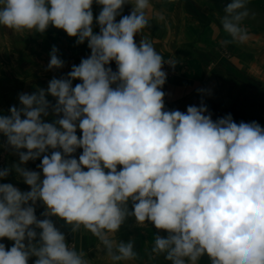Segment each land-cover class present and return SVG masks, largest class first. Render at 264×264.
Segmentation results:
<instances>
[{"label":"clouds","instance_id":"clouds-1","mask_svg":"<svg viewBox=\"0 0 264 264\" xmlns=\"http://www.w3.org/2000/svg\"><path fill=\"white\" fill-rule=\"evenodd\" d=\"M248 3L224 7L222 46L248 41ZM151 8L150 0H0L3 28L42 35L51 26L90 49L66 76L18 94L19 105L0 114V149L17 157L0 167V181L14 175L30 189L0 182V240L12 242L0 243V264H91L53 218L72 237L94 236L110 264L140 259L134 239H117L129 220L155 229L143 264L161 256L264 264V127L231 114L213 121L203 101L166 110L164 65L179 61L135 39L151 27ZM49 55L46 70L64 68L56 46Z\"/></svg>","mask_w":264,"mask_h":264},{"label":"rangeland","instance_id":"rangeland-1","mask_svg":"<svg viewBox=\"0 0 264 264\" xmlns=\"http://www.w3.org/2000/svg\"><path fill=\"white\" fill-rule=\"evenodd\" d=\"M193 2L195 15L199 16L198 22L194 19V24L191 26L177 25L171 22L169 25L157 26L158 32L171 33L172 35L178 32L180 34H188V31L194 32L195 38L193 41L185 39L175 41L168 38H161V40L156 41L149 40L153 43L156 50L165 59L173 57L177 59L179 63L175 68L178 71V75L192 78L195 82L200 83L204 79L207 68L218 69L220 66L226 70L238 71L241 76L246 75L242 69L245 68L254 76L252 81L264 86V83L259 79L263 77L264 80V0H249V16L243 22V26L248 30V41L243 44L230 43L227 46H222L220 43L222 40L230 39L223 31L220 19L223 16L224 7L230 0H193ZM172 8L168 7V9L162 10L164 14L166 13L165 16H167L168 20H172L171 18L176 20L177 14L184 12V10H173ZM130 10L124 8L123 14H129ZM99 11L100 7L94 4V15H98ZM196 16L195 18H197ZM117 20H119V17ZM151 28H153L152 25L145 31ZM94 30L98 32V26L94 27ZM75 41L76 38L69 37L63 30H58L51 26L42 35L38 33L33 35L28 32L14 33L0 26V114H7L10 106L19 105L18 94L22 92L32 93L37 88H47L49 80L53 77L66 76L72 65H78L82 58L88 57L90 49L87 47V42L82 45H76ZM136 41L139 43L140 40L136 39ZM53 46L58 49V55L65 62V66L62 69L46 70L50 60L49 54ZM249 57H256L258 59L257 64L250 63V61L245 64L243 59H249ZM110 67H112L113 71L116 70L114 62ZM163 70L167 75H173V69L167 64L164 65ZM234 74L238 76L237 73ZM77 81H73V83ZM238 90L232 87L227 89V93L231 97H236ZM185 95L189 96L185 93L178 94V96ZM256 97L263 100L264 88L259 92L257 91ZM47 98L55 103L53 97L48 96ZM197 103L198 105L194 106L199 107L201 101L197 100ZM231 107L226 106L227 109ZM235 107L237 108V117L245 113L247 114V119H251L250 122L256 121L264 127V103L256 106L255 110L257 113L252 111L254 107L250 104L244 103ZM247 119L244 122L248 123ZM52 120L53 117L51 115L45 118V122H52ZM0 142H2V138H0ZM16 160L17 157L0 149V167L7 166ZM39 163V160L29 161L27 166H29L30 170H39L37 168ZM0 182L12 183L22 191L30 190L27 185L18 182L14 175ZM40 210L41 207L37 206L36 215L38 218H41ZM145 232L146 240L144 246L141 248L136 247V250L140 253V259L135 264H143V261L147 260L145 249H150L153 241L154 229L146 227ZM92 237L94 236L90 234L85 235L84 242L81 241L79 247L74 240H69V242H74L77 250L83 248L87 253L86 259H89L91 264H110L105 259L102 248L98 247L99 241L96 240L89 243ZM0 243H4L8 248L12 246V242L7 239L0 240ZM34 260V257L31 258L29 264H34ZM121 264H124V262H121ZM155 264H170V262L164 261L163 256H161L157 258Z\"/></svg>","mask_w":264,"mask_h":264},{"label":"crops","instance_id":"crops-1","mask_svg":"<svg viewBox=\"0 0 264 264\" xmlns=\"http://www.w3.org/2000/svg\"><path fill=\"white\" fill-rule=\"evenodd\" d=\"M152 8L149 10V19L153 28L150 30H144L140 35H137L135 39H147V40H161V38H168L170 40H191L193 41L194 32L188 31V34H180V32L175 33L172 35L171 33H162L157 31V26L160 25H169L170 22L177 25H186L191 26L194 24V19L198 22L199 16L195 15L194 12V2L193 0H150ZM168 7L172 8L173 10H180L184 12L177 14L176 20H168L167 16L162 12L163 9H168ZM125 8L131 9V5H126ZM162 12V13H161ZM186 13V14H185ZM162 15L164 17L163 21H157V17ZM195 16L197 18H195ZM176 17V15H175ZM174 17V18H175ZM198 19V20H197ZM202 20V19H201ZM198 25V23H196ZM193 28V26H192ZM192 31V29H191ZM182 35V36H180ZM256 63L258 59L256 57H249V59H243V62L248 63ZM219 66V65H218ZM220 67V66H219ZM207 68L205 70V77L202 79L200 83L195 82L192 78L182 77L178 75V71L175 69L172 70L173 75H167L166 83L162 88V91L165 92V108L166 110H180L182 112H186L188 106L198 105L197 100L203 101L204 105L207 106L209 113H211L213 121L223 118L224 116L231 114L233 120L236 123H240L241 121H246L247 114L241 113L239 117H237V108L236 105H242L244 103L250 104L252 107V111L257 113L256 106L264 103L263 100L256 97L257 91L259 92L264 88L263 85H259L258 83L252 81L254 76L252 73H249L248 70L242 68L245 76H241L238 71H230L226 70L225 68ZM241 71V70H240ZM247 72V73H246ZM234 73H237L235 75ZM237 76V77H236ZM247 76V77H246ZM256 78V76H255ZM264 83L263 77L259 78ZM80 83V81L74 82L75 84ZM238 85V86H237ZM237 88L240 90L237 91L236 97H231L227 93V89L230 88ZM203 91H197V90ZM188 94L189 96H178V94ZM200 94V95H199ZM51 101V100H49ZM245 101V102H244ZM52 102V101H51ZM53 103V102H52ZM232 106L230 109H227L226 106ZM248 123L251 119H247ZM77 135H80V132H77ZM82 150H78L76 156L78 158L79 154ZM29 167V166H27ZM40 212L44 209L42 206ZM42 218V217H41ZM56 226L62 231L65 232L68 240H74L75 243H79L82 241L84 242V236L90 233H84L81 235L80 233L75 234L74 237L68 235L67 228L63 225L62 221H55ZM147 227L153 228L151 225ZM145 228H141L135 225L133 220H129L117 233V239L119 240H129L134 239L136 244L135 247L141 248L144 246V242L146 240V232ZM154 229V228H153ZM155 232V229H154ZM91 235V234H90ZM92 237L89 243L95 242L97 239H93ZM93 239V240H92ZM87 241V242H88ZM92 241V242H91ZM142 244V245H141ZM201 264H208L207 257H204L201 260Z\"/></svg>","mask_w":264,"mask_h":264}]
</instances>
